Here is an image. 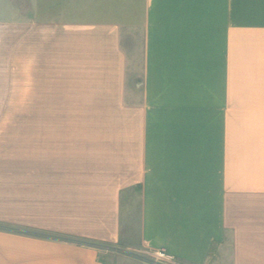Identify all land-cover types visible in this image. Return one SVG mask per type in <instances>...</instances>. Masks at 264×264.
<instances>
[{"label":"crops","instance_id":"crops-1","mask_svg":"<svg viewBox=\"0 0 264 264\" xmlns=\"http://www.w3.org/2000/svg\"><path fill=\"white\" fill-rule=\"evenodd\" d=\"M18 82L41 129L0 148V264H106L135 188L145 247L264 264V0H0Z\"/></svg>","mask_w":264,"mask_h":264},{"label":"rangeland","instance_id":"rangeland-1","mask_svg":"<svg viewBox=\"0 0 264 264\" xmlns=\"http://www.w3.org/2000/svg\"><path fill=\"white\" fill-rule=\"evenodd\" d=\"M138 59L136 63L141 66V56ZM14 86L12 89L0 90V148L3 152H8L10 147L17 148L18 155L24 156L27 139H32L33 135L35 143L41 129L40 122L30 121L28 115L41 113V107L26 105L24 82ZM130 88L137 89V74L131 77ZM37 146L35 144L33 147L36 149ZM139 192L135 188L130 199L124 202L125 215L119 241L116 244L105 241L98 243L103 247V260L106 264H143L152 257L153 251L145 247L141 240ZM0 226L10 227L11 224L0 221Z\"/></svg>","mask_w":264,"mask_h":264},{"label":"built area","instance_id":"built-area-1","mask_svg":"<svg viewBox=\"0 0 264 264\" xmlns=\"http://www.w3.org/2000/svg\"><path fill=\"white\" fill-rule=\"evenodd\" d=\"M152 257L143 264H177L175 257L165 249L152 250Z\"/></svg>","mask_w":264,"mask_h":264}]
</instances>
